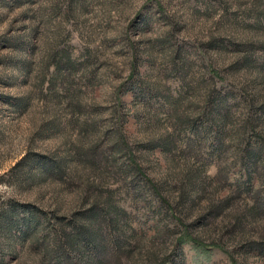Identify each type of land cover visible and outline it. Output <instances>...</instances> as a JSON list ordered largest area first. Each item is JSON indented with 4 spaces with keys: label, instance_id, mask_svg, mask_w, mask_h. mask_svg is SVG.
Returning a JSON list of instances; mask_svg holds the SVG:
<instances>
[{
    "label": "rangeland",
    "instance_id": "1",
    "mask_svg": "<svg viewBox=\"0 0 264 264\" xmlns=\"http://www.w3.org/2000/svg\"><path fill=\"white\" fill-rule=\"evenodd\" d=\"M97 226L105 264H264V0H0V264Z\"/></svg>",
    "mask_w": 264,
    "mask_h": 264
},
{
    "label": "trees",
    "instance_id": "2",
    "mask_svg": "<svg viewBox=\"0 0 264 264\" xmlns=\"http://www.w3.org/2000/svg\"><path fill=\"white\" fill-rule=\"evenodd\" d=\"M96 221H97V220H96ZM98 228H99V226H97V228H95L94 231H90V233H89V235H88V238H89L88 240H90L91 243H94L95 245H97V246L99 247V249H98V250H100V255H99V256H101L102 254H104L105 249H106L107 247H106L105 244L103 243V236H102V234H101V231L98 230ZM75 238H76V239H74V240L70 243V245H71L72 247L75 246L76 244H79V243H78V242H79L78 238H77V237H75ZM116 248L118 249L117 245H116ZM104 262H105L104 257L101 256V257L97 260L96 264H105Z\"/></svg>",
    "mask_w": 264,
    "mask_h": 264
}]
</instances>
